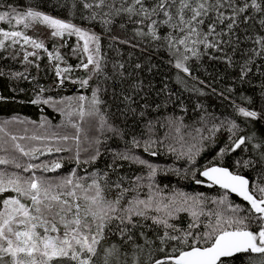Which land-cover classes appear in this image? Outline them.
I'll use <instances>...</instances> for the list:
<instances>
[{
    "label": "snow or ice",
    "instance_id": "1",
    "mask_svg": "<svg viewBox=\"0 0 264 264\" xmlns=\"http://www.w3.org/2000/svg\"><path fill=\"white\" fill-rule=\"evenodd\" d=\"M8 104L0 264H264V0H0Z\"/></svg>",
    "mask_w": 264,
    "mask_h": 264
},
{
    "label": "trees",
    "instance_id": "2",
    "mask_svg": "<svg viewBox=\"0 0 264 264\" xmlns=\"http://www.w3.org/2000/svg\"><path fill=\"white\" fill-rule=\"evenodd\" d=\"M72 63H75V61L73 60ZM45 82H50V78L46 79ZM75 90L76 89L73 86L69 85L66 90L61 92V94L62 95H71L73 92H75ZM5 94H9V93L5 92ZM20 98L25 99L26 97L21 96ZM15 112H19L22 116H28L31 119H37V120L39 119V116H40L39 109L36 106L20 105V104H8V105L3 106V110L0 111V117H7V116L12 115ZM45 112L50 118H54L53 123L59 122L60 117L58 114L53 113L50 109H45ZM232 199L237 203H243L242 200H240L238 197H236L234 195H233Z\"/></svg>",
    "mask_w": 264,
    "mask_h": 264
},
{
    "label": "bare ground",
    "instance_id": "3",
    "mask_svg": "<svg viewBox=\"0 0 264 264\" xmlns=\"http://www.w3.org/2000/svg\"><path fill=\"white\" fill-rule=\"evenodd\" d=\"M56 118H57V117H56ZM56 118H55V119H56ZM36 120H37V119H36Z\"/></svg>",
    "mask_w": 264,
    "mask_h": 264
},
{
    "label": "water",
    "instance_id": "4",
    "mask_svg": "<svg viewBox=\"0 0 264 264\" xmlns=\"http://www.w3.org/2000/svg\"><path fill=\"white\" fill-rule=\"evenodd\" d=\"M235 196V195H234ZM240 199V198H239Z\"/></svg>",
    "mask_w": 264,
    "mask_h": 264
}]
</instances>
